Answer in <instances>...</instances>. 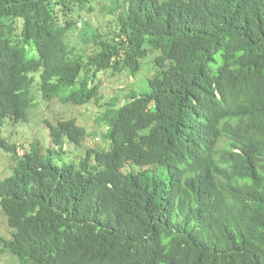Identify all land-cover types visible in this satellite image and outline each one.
Segmentation results:
<instances>
[{"label": "trees", "instance_id": "16d2710c", "mask_svg": "<svg viewBox=\"0 0 264 264\" xmlns=\"http://www.w3.org/2000/svg\"><path fill=\"white\" fill-rule=\"evenodd\" d=\"M148 63L149 91L101 116L107 148L67 160L74 119L16 141L37 94L99 104ZM0 153V247L22 264H264V0H0Z\"/></svg>", "mask_w": 264, "mask_h": 264}, {"label": "rangeland", "instance_id": "374dc122", "mask_svg": "<svg viewBox=\"0 0 264 264\" xmlns=\"http://www.w3.org/2000/svg\"><path fill=\"white\" fill-rule=\"evenodd\" d=\"M123 1V0H121ZM108 12L98 9L96 13L86 16L88 26L83 23L78 31L72 35V42L79 51L89 48L84 39L87 37V28L91 31L99 28H106L108 25ZM160 53L154 51L145 60H154ZM154 75L152 63H148L136 75L128 72L117 78H110L102 88L101 103H92L86 106L63 103L59 98L46 102L40 94H37L36 104L30 111V119L18 128L17 140L19 144L36 142L41 149H46L49 144L48 123L56 125L58 121H77L83 127L87 136L80 141L79 146L67 145V160H78L90 149H105L108 142L104 139L108 130L105 123L101 121V116L109 105L116 107L124 105L132 92L138 94L149 91L148 79ZM14 164L8 157L0 153V178L8 177L12 174ZM0 213V235L4 238L11 236V229ZM11 230V231H10ZM0 264H22L17 257L8 252H3L0 247Z\"/></svg>", "mask_w": 264, "mask_h": 264}]
</instances>
